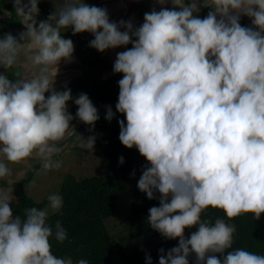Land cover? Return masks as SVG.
Wrapping results in <instances>:
<instances>
[{
    "label": "clouds",
    "instance_id": "clouds-1",
    "mask_svg": "<svg viewBox=\"0 0 264 264\" xmlns=\"http://www.w3.org/2000/svg\"><path fill=\"white\" fill-rule=\"evenodd\" d=\"M12 3L26 30L18 38H0V67L19 65L23 52V66L38 70L16 72L15 81L0 73V178L11 175L5 160L20 163L35 155L45 170L61 167L53 156L73 134L74 119L67 108L71 90L54 88L60 61L71 62L74 52L61 31L91 33L89 46L99 52L132 44L117 53L113 66L123 73L116 111L127 121H119V140L149 162L139 190L149 200L160 193L148 223L167 239L179 238L159 264H189L192 253L196 264H264V255L242 248L218 259L214 254L233 248L236 227L202 218L209 208L223 210L228 220L248 213L259 220L264 213V0H172V9L145 13L135 28L130 21L110 22L106 9L83 0H63L39 22V0ZM201 7L213 10L201 19L193 15ZM242 15L255 28L241 26ZM74 103L76 117L94 128L99 115L88 95L81 93ZM113 117L109 106L105 119ZM94 143V136L82 138L80 147L92 150ZM11 192L0 190V264H73L70 257L55 256L50 243L48 219L60 213L62 197L49 195L47 208H28L21 219L13 216ZM194 226L185 238V228ZM54 238L67 239L59 220Z\"/></svg>",
    "mask_w": 264,
    "mask_h": 264
},
{
    "label": "trees",
    "instance_id": "trees-1",
    "mask_svg": "<svg viewBox=\"0 0 264 264\" xmlns=\"http://www.w3.org/2000/svg\"><path fill=\"white\" fill-rule=\"evenodd\" d=\"M243 27H252V22L242 24ZM104 152L107 159V176H91L77 179L67 174L61 184L59 195L63 199L60 213L51 214L48 223L53 228V237L50 238L52 252L58 258L70 257L73 264L79 259H85L88 264H147V257H151L152 264H159L160 256L179 244V238L167 239L158 231L152 229L148 223L149 209L159 207L160 193H155L156 198L149 200L146 193L138 188L141 178L149 162L139 173L136 186L131 193L127 235L133 241H142L132 250H127L117 239L110 235L106 221L117 218L120 214L119 199L129 179L131 167L130 150L124 145L111 143L105 144ZM120 157L124 163H120ZM34 177L31 175L29 181ZM2 186H8L5 182ZM25 182L19 184V189H12L15 200H10L13 216L26 218L25 210L31 207L45 209L49 204L48 197L38 203L23 190ZM203 219L215 221L216 218L225 219L227 223L234 224V244L224 254L216 253L218 259L223 261L228 251L242 248L258 255H264V213L259 220H255L253 214L248 213L228 220L223 210L209 208L202 214ZM59 220L66 230L67 239L58 242L54 238L55 224ZM197 227L185 228V238H190L191 233ZM134 243V242H133ZM160 249H164L161 253ZM213 255V254H209ZM189 264H196L194 253L188 257ZM206 264V261H205Z\"/></svg>",
    "mask_w": 264,
    "mask_h": 264
},
{
    "label": "rangeland",
    "instance_id": "rangeland-1",
    "mask_svg": "<svg viewBox=\"0 0 264 264\" xmlns=\"http://www.w3.org/2000/svg\"><path fill=\"white\" fill-rule=\"evenodd\" d=\"M8 1L10 0L2 1V3H8ZM90 1V4H92V0H89V2ZM38 8L39 15L37 16V19H39V21H46L48 16L56 10V3L52 0H49L46 1V3L43 5V8L39 5ZM19 30H24V27L19 28ZM65 30L61 31L62 38L71 39L74 37L73 32H67ZM84 46L85 48L83 50L81 49L78 51L79 55L84 56V53L95 55V52L97 51L95 48L89 47L88 45ZM85 63L88 64L87 61H85ZM65 77L66 75L56 76L55 81L61 82V80ZM118 82L119 81H115L113 83L112 81H109L106 83H99L95 80V78L92 79V75H86L72 82L69 86L63 87L61 90H71L73 99L70 101H74L81 93L88 95L89 99L98 110L99 119L96 121V123L99 125L102 134L105 135L104 138L106 141H109V138L112 139L111 136L115 133V130L120 128L119 121H121V118L124 119L123 121H125V123L127 122L125 116L116 114L117 111L115 105L118 102L119 96ZM109 106L112 108L114 113V117L111 122L105 119L107 108ZM73 109L77 111L78 106L75 104ZM111 126H113L114 129L112 131L109 130ZM106 137H108V139ZM102 141L103 138L95 142L94 148L92 150L81 148L80 142L74 149L71 147L68 148L69 146L67 148H63L61 152L57 153L58 156L53 158L54 161L61 162V167L58 169L48 170H45L43 167H41L40 171L34 175L31 181L27 180L25 182L23 190L36 202L40 203L51 194H59L60 184L67 174H71L77 179L91 176L106 177L108 172L107 159L104 155L106 146L104 147ZM5 163L11 169V175L5 178H0V183L6 181L10 184L12 189L18 190L20 188L19 184L21 183V180L25 179L26 170L20 171V163H11L8 161ZM147 163L148 161L146 158L141 156L139 151L136 149L135 153L129 160L131 167L129 179L126 182V186L122 191L118 201L120 214L117 218H111L106 221L110 235L117 239V241L121 243L127 250H132L135 246L141 244L142 242L133 241L128 237L127 226L131 200L130 196L134 187L136 186L139 173L143 171ZM7 187L8 186H2L0 184V190H6L8 189ZM10 196L11 201L15 200L14 194L10 193ZM48 205L45 208H47ZM117 264L121 263L117 261Z\"/></svg>",
    "mask_w": 264,
    "mask_h": 264
},
{
    "label": "flooded vegetation",
    "instance_id": "flooded-vegetation-1",
    "mask_svg": "<svg viewBox=\"0 0 264 264\" xmlns=\"http://www.w3.org/2000/svg\"><path fill=\"white\" fill-rule=\"evenodd\" d=\"M2 1H7V0H0V38H2L3 35L7 34V33H11L14 37L18 38L19 34L23 31H25L26 29L24 28V30H19V28H22L24 26L20 23L19 17H17L15 14V9H14L12 0L8 1V3H4V2L2 3ZM46 1H49V0H39L38 5L42 6V8H43V5L46 3ZM52 1H54L56 4L57 3H63V0H52ZM83 2L85 4H88L89 6H96L97 7L99 5V3L101 2V0H92V4H90L91 1L89 2V0H83ZM190 2H191V0H185L186 4L190 3ZM200 3H202V0H200ZM136 6H137V12L139 14L141 13L140 14L141 16L143 15L144 12L149 13L153 9H155L156 11H160L161 8L172 9L174 7V5L172 4V0H167V2L163 5L159 4L157 2V0H142V1L137 2ZM122 8H125V13H127L126 11L129 10L127 7V4H125V7L123 6ZM208 9H209L208 7H201L200 11L198 13L194 12L193 15L195 14L194 16H198L199 18L202 17L201 19H203L204 18L203 15L205 14V11H207ZM2 10H7V12L11 13V15L10 16L4 15V12ZM176 10H178V9L176 8ZM37 21H39V19H37ZM250 21H251V18H249L247 16L242 15L240 18V24L241 25L244 23L250 22ZM135 27H139V26H134V28ZM65 31L73 32L71 27L67 28V30H65ZM73 35H74V37L71 38V40L73 41V44H74V51H75L76 55L79 57L81 63L84 66H87L89 68L94 67L97 64V62L100 60L99 54L101 52L96 51L95 55H93L92 57L89 55L90 53H84V56L79 55L78 51H80L81 49L83 50L85 48L84 45H87V42L85 39L86 32L77 33V34H73ZM128 46L131 48L132 44H129ZM85 61H87L88 64H86ZM25 63H28V62L26 60L25 54L22 52L21 56H20V64L19 65L14 66L12 69H7V70L0 67V73L7 75V77L10 80L15 81V79H17V77H15V75H14L16 72H21L22 74L27 75L30 73V71H33L31 66L29 68H25L23 66ZM86 75H90V74H82V75L79 74L71 80H68L69 78H71L69 76L67 78V80L65 79L66 81L64 79H62L61 82L64 83L65 85H62L59 87L57 84H59L60 81H58V82L55 81L54 82V88L57 91H61L63 87L69 86L72 82H74L77 79H79L83 76H86ZM57 76H62V74L61 75L57 74ZM94 78L95 77L92 76V79H94ZM122 78H123V73H120L117 76L109 79V81H112L114 83L115 81H119L118 79H122ZM109 81H106V82H109ZM97 82H99V81H97ZM106 82H103V83H106ZM48 95H50V93H48ZM74 101H68L67 102V108L70 109V111L76 115L77 111L73 109L74 105H75ZM116 114L125 116L124 114L119 113V112H117ZM120 120H124V119L121 118ZM109 122H111V121H109ZM126 123H125V125H126ZM109 130L110 131L114 130L113 126H111L109 128ZM119 133H120V128L118 130H115V133L111 136L112 139H110V138L108 139V137H106L109 140V141H106V139L104 138L105 135L102 134V131H101L99 125H97V123H95L94 128L90 125L83 123L78 129H76L73 132V134L71 136L67 137L65 140L58 143L57 147L60 148L61 150H63V148H67L68 146H69L68 148L71 147L74 149L78 145L79 142L80 143L82 142V138L87 140V138L90 136L95 137V142H97L98 140H101V138H103L102 142H103L104 147H105V144H111V143H116V144L122 145V143L119 140ZM129 150H130L131 157H132L136 151V148L133 147L132 149H129ZM57 156L58 155L55 154L53 156V158H56ZM23 162L20 163L21 164L20 165V171L26 170V172H25V179L21 180V183L26 182L27 180H29L31 175H35L37 172H39L41 167H42V163H43L41 158L38 156H35V155H33L30 158L23 160ZM4 182L6 184H8L9 187H11L9 183H7L6 181H4Z\"/></svg>",
    "mask_w": 264,
    "mask_h": 264
},
{
    "label": "water",
    "instance_id": "water-1",
    "mask_svg": "<svg viewBox=\"0 0 264 264\" xmlns=\"http://www.w3.org/2000/svg\"><path fill=\"white\" fill-rule=\"evenodd\" d=\"M142 1V0H101V2L99 3V5L97 7L100 8H104L107 10L108 15H109V20L110 22H117L119 23L121 20H124L126 22L130 21L133 26H140L143 24L144 22V14L141 16L138 12H137V2ZM125 4H127V7L129 10H127L125 13V8H122L123 6L125 7ZM135 5V6H134ZM179 10V8H177ZM213 9H208L207 11H205V14L203 15V17L205 18L208 14L209 11H212ZM195 15V14H194ZM202 18V17H200ZM219 19V17H218ZM121 31H125L126 29L121 28ZM86 42L87 45L89 46L90 41H92L94 39V36L89 33L86 32ZM90 47V46H89ZM130 47L127 46H121L115 49H107L104 52H101L99 55V61L97 62V64L94 67H87L84 66L79 57L76 55L75 51L73 52V57L71 62H67L64 60H61L59 65H58V75H66L65 78H63L64 80L70 76L71 78H69L68 80L73 79L75 76L77 75H82V74H90L92 76L95 77V79L97 81H99L100 83L109 81V79H111L112 77L117 76L120 73H115L113 71V66H114V62L116 60V56L117 53L119 52H123L126 51L127 49H129ZM90 55V54H89ZM91 57L93 55H90ZM33 71H37L38 69L31 67ZM66 73V74H65ZM65 80V81H66ZM58 87L65 85L64 83L60 82L59 84H57ZM48 93H45V96H47ZM68 112L74 117V119L70 122V126L73 128V132L78 129L83 122L79 120L78 117H76V115L70 111V109H68Z\"/></svg>",
    "mask_w": 264,
    "mask_h": 264
}]
</instances>
